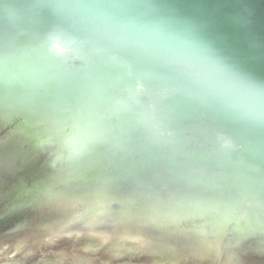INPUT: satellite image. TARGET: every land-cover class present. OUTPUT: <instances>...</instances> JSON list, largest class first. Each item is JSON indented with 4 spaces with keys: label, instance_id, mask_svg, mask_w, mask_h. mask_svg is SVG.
I'll use <instances>...</instances> for the list:
<instances>
[{
    "label": "water",
    "instance_id": "obj_1",
    "mask_svg": "<svg viewBox=\"0 0 264 264\" xmlns=\"http://www.w3.org/2000/svg\"><path fill=\"white\" fill-rule=\"evenodd\" d=\"M0 264H264V0H0Z\"/></svg>",
    "mask_w": 264,
    "mask_h": 264
}]
</instances>
